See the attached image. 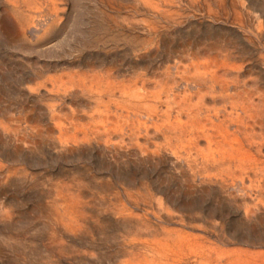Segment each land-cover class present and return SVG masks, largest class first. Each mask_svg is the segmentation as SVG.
<instances>
[{
	"label": "rangeland",
	"instance_id": "obj_1",
	"mask_svg": "<svg viewBox=\"0 0 264 264\" xmlns=\"http://www.w3.org/2000/svg\"><path fill=\"white\" fill-rule=\"evenodd\" d=\"M0 264H264V0H0Z\"/></svg>",
	"mask_w": 264,
	"mask_h": 264
}]
</instances>
